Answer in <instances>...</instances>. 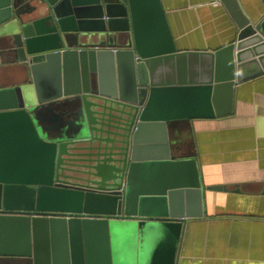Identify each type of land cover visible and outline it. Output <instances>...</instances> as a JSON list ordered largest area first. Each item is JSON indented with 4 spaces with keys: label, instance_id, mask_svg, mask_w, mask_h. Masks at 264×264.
<instances>
[{
    "label": "water",
    "instance_id": "obj_1",
    "mask_svg": "<svg viewBox=\"0 0 264 264\" xmlns=\"http://www.w3.org/2000/svg\"><path fill=\"white\" fill-rule=\"evenodd\" d=\"M220 1L235 38L196 51L161 0H0V264H176L203 189L181 128L264 71V13Z\"/></svg>",
    "mask_w": 264,
    "mask_h": 264
},
{
    "label": "crops",
    "instance_id": "obj_2",
    "mask_svg": "<svg viewBox=\"0 0 264 264\" xmlns=\"http://www.w3.org/2000/svg\"><path fill=\"white\" fill-rule=\"evenodd\" d=\"M249 16L264 0H239ZM179 50H216L237 28L220 0H161ZM231 110L196 118L181 132L183 154L194 153L201 183V216L183 226L176 264H264V71L233 86ZM174 137V134H173ZM241 186L244 191L207 189ZM198 211V208H197Z\"/></svg>",
    "mask_w": 264,
    "mask_h": 264
},
{
    "label": "rangeland",
    "instance_id": "obj_3",
    "mask_svg": "<svg viewBox=\"0 0 264 264\" xmlns=\"http://www.w3.org/2000/svg\"><path fill=\"white\" fill-rule=\"evenodd\" d=\"M181 129H182L183 132H185V136L187 137L186 142L188 143V145H191L192 139L190 137L189 130L187 129V127L186 128H181ZM128 225L129 224L125 223V222H115V223H113V225L111 227V234H112L113 240H115L114 238H118L121 235H124L127 232V230H128ZM117 228L119 230H123V232L116 235V230H118ZM115 242L119 243V241L117 239L115 240Z\"/></svg>",
    "mask_w": 264,
    "mask_h": 264
}]
</instances>
